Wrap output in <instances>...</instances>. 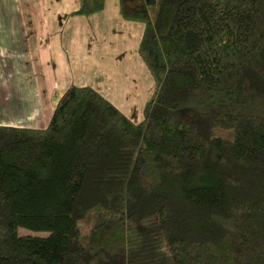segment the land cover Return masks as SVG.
<instances>
[{
	"label": "trees",
	"instance_id": "trees-1",
	"mask_svg": "<svg viewBox=\"0 0 264 264\" xmlns=\"http://www.w3.org/2000/svg\"><path fill=\"white\" fill-rule=\"evenodd\" d=\"M117 1L144 117L73 84L46 127L0 124V264H264V0Z\"/></svg>",
	"mask_w": 264,
	"mask_h": 264
},
{
	"label": "rangeland",
	"instance_id": "rangeland-1",
	"mask_svg": "<svg viewBox=\"0 0 264 264\" xmlns=\"http://www.w3.org/2000/svg\"><path fill=\"white\" fill-rule=\"evenodd\" d=\"M40 4V20L31 6L25 11L27 31L36 29L39 41L28 37L30 52L19 59L30 64V55L38 54L39 64L34 73L11 75L9 84L10 76L0 74V124L46 127L73 84L92 86L133 121L142 120L155 85L138 53L143 24L124 19L117 0H107L105 8L91 16L71 15L78 0H40ZM36 19L39 23L33 22ZM20 36L25 41V35ZM17 43L22 45L21 39ZM19 233L34 234L25 228Z\"/></svg>",
	"mask_w": 264,
	"mask_h": 264
},
{
	"label": "crops",
	"instance_id": "crops-1",
	"mask_svg": "<svg viewBox=\"0 0 264 264\" xmlns=\"http://www.w3.org/2000/svg\"><path fill=\"white\" fill-rule=\"evenodd\" d=\"M27 6H31L33 11L34 9L37 11L36 17L40 20L42 14L40 0H0V74L10 76L7 84L11 79H14L11 75L34 73L36 64H39L36 60L39 58L38 54L30 55L29 58L33 60V63L26 64L19 61L20 55L24 56L27 53L26 50L30 52V47L26 43L28 37H31L33 42H36L35 38L39 41L36 29L27 31L25 19ZM36 20L33 22L39 23V20ZM20 34L25 35V41ZM42 38L39 43H42ZM19 39H21L22 45L17 43Z\"/></svg>",
	"mask_w": 264,
	"mask_h": 264
}]
</instances>
